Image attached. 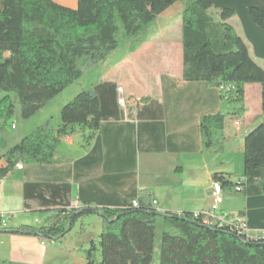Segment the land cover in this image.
Instances as JSON below:
<instances>
[{"label":"trees","instance_id":"1","mask_svg":"<svg viewBox=\"0 0 264 264\" xmlns=\"http://www.w3.org/2000/svg\"><path fill=\"white\" fill-rule=\"evenodd\" d=\"M180 0H78L69 8L53 0H3L0 10V124L8 126L20 105L23 120L33 117L85 71L103 63L122 43L144 42L158 16ZM211 0H194L182 13L183 78L228 87L223 99L235 106L232 113L206 115L201 119L203 148H223L216 138L229 117L246 112L245 86L261 84L264 111V68L228 22L233 8L219 9L216 22ZM250 16L264 31V0H253ZM62 125L50 121L13 145L3 156L0 179L19 161L51 164L63 137L76 127L88 128L91 140L102 125L101 103L88 90L78 92L61 110ZM213 180L223 187L233 183L223 173ZM244 193L264 194V119L244 139ZM103 219L98 242L86 250V264H264V241H249L230 224L205 225L193 212L160 213L146 190L138 206L126 209H59L42 226L6 229L48 240H59L83 217ZM158 244V249H157Z\"/></svg>","mask_w":264,"mask_h":264},{"label":"crops","instance_id":"2","mask_svg":"<svg viewBox=\"0 0 264 264\" xmlns=\"http://www.w3.org/2000/svg\"><path fill=\"white\" fill-rule=\"evenodd\" d=\"M53 1L69 8L78 6V0ZM192 1L180 0L152 24L143 47H149L146 59L154 63V73L147 82L127 84L119 78L104 77L92 84L90 89L101 103L102 125L91 140L87 141L88 128L76 127L62 138L55 162L19 161L23 169L16 165L0 179V264H86L84 246L72 248L36 236L5 232L26 225H45L59 209L90 204L122 210L138 201L140 191L146 190L160 213H198L209 209L213 202L215 173H223L234 184L243 178V171L239 178L236 173L244 167V139L264 119L262 85L245 86L246 114L240 119L229 117L224 130L216 135L223 148L204 149L202 117L229 114L235 106L223 99L222 87L183 78L181 19ZM211 1L216 22L220 21V8L236 11L228 22L264 68V31L250 16L253 0ZM2 7L0 0V10ZM167 31L175 32L170 44H160V38L151 39L153 33L159 37ZM160 51L169 52L164 64L158 61ZM81 89L85 90L83 85ZM59 96L28 120L21 118L19 107L10 131L0 127V164L13 145L41 125L48 121L54 129L62 125V107L74 97L54 105ZM224 192V213L242 216L251 235L264 231V194L234 193V186L224 187Z\"/></svg>","mask_w":264,"mask_h":264},{"label":"rangeland","instance_id":"3","mask_svg":"<svg viewBox=\"0 0 264 264\" xmlns=\"http://www.w3.org/2000/svg\"><path fill=\"white\" fill-rule=\"evenodd\" d=\"M182 3H184L187 0H181ZM215 9V8H213ZM213 9L210 11V14L213 18L215 17V13ZM182 23V19H181ZM175 35V32L173 31H167L164 36L158 35L156 36L155 33L152 34V40H155L157 38H160V44L164 41L169 42V44L173 41V36ZM144 42H129V43H122L115 51L111 52L106 60L102 63H100L95 68L88 69L85 71L83 76L78 79L76 82H74L72 85H70L66 90L61 94L56 100L54 105L61 104V102L68 100L69 98H73L78 92L82 91V85L84 86L85 90H91V86L93 83L98 82L99 80H102L104 77H115L119 78L125 83H130L132 81H142L147 82L148 78L151 74L154 73L153 68L151 67L154 65V63L150 62L146 59V55H148V48L144 47ZM250 45L252 43L250 42ZM162 52V53H161ZM159 59L162 64L166 63L168 60L167 56L169 52L167 51H160ZM254 54H258L256 51H254ZM160 63V64H161ZM182 67V62L180 64ZM149 72V74L147 73ZM120 91L122 89L120 88ZM3 96V94L0 92V98ZM20 105L16 103V110L18 111ZM54 113L55 111L52 110ZM17 116L14 115L8 123V126L5 128L10 131V127L12 123L15 122V118ZM17 119V118H16ZM1 127V126H0ZM235 168H237V163L234 165ZM244 169V167L242 166ZM243 169H240V172L236 173V178H239L242 175ZM240 179H238L237 182H239ZM234 193H238L235 192ZM225 197V192H224ZM103 225V219L96 214H92L89 216H85L81 218L72 231L68 233L66 236L59 240H49L50 243H59L62 245L71 246L72 248H78L81 249L82 246H84V249L88 250L90 248V244L88 242L89 239H93L94 241L98 242L99 236L102 232ZM158 249V244H157ZM58 264H62L59 262Z\"/></svg>","mask_w":264,"mask_h":264},{"label":"built area","instance_id":"4","mask_svg":"<svg viewBox=\"0 0 264 264\" xmlns=\"http://www.w3.org/2000/svg\"><path fill=\"white\" fill-rule=\"evenodd\" d=\"M223 94L227 91H229L228 87H222ZM19 169H23V165L17 166ZM243 178L240 179L238 184L234 186L235 192H243L244 191V185L242 184ZM212 196H213V202L209 209L195 213V216L202 215L203 223L205 225H216V224H230L237 229H240L247 237L249 241L258 242V241H264V231H262L259 234H250V229L247 226L246 221L242 216H233L229 215L227 213H224L221 210V206L224 202V187L222 186L221 182L213 180L212 181ZM132 205L134 207L138 206V201L135 200L132 202ZM45 243V242H43Z\"/></svg>","mask_w":264,"mask_h":264},{"label":"water","instance_id":"5","mask_svg":"<svg viewBox=\"0 0 264 264\" xmlns=\"http://www.w3.org/2000/svg\"><path fill=\"white\" fill-rule=\"evenodd\" d=\"M88 92H89V94H90L92 97H95V96H96V93H95L94 90H89Z\"/></svg>","mask_w":264,"mask_h":264},{"label":"bare ground","instance_id":"6","mask_svg":"<svg viewBox=\"0 0 264 264\" xmlns=\"http://www.w3.org/2000/svg\"><path fill=\"white\" fill-rule=\"evenodd\" d=\"M20 165H22V164H17V166H20Z\"/></svg>","mask_w":264,"mask_h":264}]
</instances>
